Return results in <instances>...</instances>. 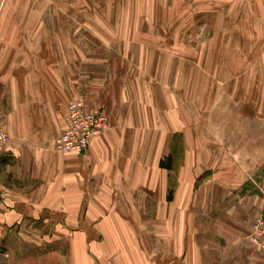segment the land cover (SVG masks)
Segmentation results:
<instances>
[{"label":"crops","instance_id":"obj_1","mask_svg":"<svg viewBox=\"0 0 264 264\" xmlns=\"http://www.w3.org/2000/svg\"><path fill=\"white\" fill-rule=\"evenodd\" d=\"M177 5L188 25L211 16L208 50L171 49L165 38L159 49L154 17L133 21L149 25L146 33H123L121 23L88 16L74 34L73 21L16 18L15 4H0L8 11L0 16V121L9 136L0 152V245L19 264H264V250L247 238L264 205V64L239 61L264 63V0ZM75 41L105 51L83 54ZM187 56L196 67L171 62ZM206 57L224 59L209 70L226 74V93L210 85L209 139L181 114L185 90L202 89ZM75 97L109 121L82 155L53 146Z\"/></svg>","mask_w":264,"mask_h":264},{"label":"rangeland","instance_id":"obj_2","mask_svg":"<svg viewBox=\"0 0 264 264\" xmlns=\"http://www.w3.org/2000/svg\"><path fill=\"white\" fill-rule=\"evenodd\" d=\"M4 1L7 3H12V5L15 4V8L10 10V13H12L11 15L16 18L41 17L44 20L61 18L64 20H70L71 22L73 21L74 34H81L83 32L81 23L88 16L90 18L101 16L107 21L108 24L121 23L122 26L120 29H122L123 33H133V31L146 33L147 30H150L151 28L149 25H146L145 22H139L138 25L135 26V22L133 21L137 19L139 21H144L146 18L154 17L155 23L152 26V33L155 35V39H157V41H155V45H157L159 49H161L163 38H165L164 43L169 41L171 44V49L172 47L173 49H176L179 45L181 47L182 44H185L186 49L192 50L194 45H201L203 50H208V41L211 37L210 31L215 29V26L209 25L208 19L211 16L206 12L201 14L202 21L206 23L196 26L193 24L188 25L186 23V21H188L186 18L188 14L185 16L183 11L180 12L178 9L179 6L177 3L179 0H0V4ZM167 1L176 3L172 5L171 10L161 8L163 2ZM149 3H153V9L146 8V5ZM89 5H91V9L88 10ZM183 7L184 5L180 6L179 8ZM7 12L8 11L0 10V16H2V13L5 16V13ZM163 19H169V21H162ZM100 44L82 41L74 42L75 50L80 52L83 51V54L89 52V55L93 54L94 52L97 53L95 55H98L100 52L103 53L105 50L100 48ZM171 59V62L175 66L178 65V61L180 62L179 65L183 64L187 69L197 66L194 65L193 59L188 56L185 58L173 57ZM159 60L160 59L158 58V61ZM223 60L224 59L222 58H203L201 61L202 65L200 64V67H202V89L199 88L196 90H185L186 97L185 100L182 101L184 104V112L181 114L184 115L187 126H189L194 133H200V136L207 137V139H209V98L210 95L212 94L213 96L216 91H214V89L211 91V83H216L213 85H218L219 92H222L223 94L226 93V89L223 87L225 85L222 86L220 84L226 80V74L220 72L211 73L209 69L213 70V67H215L216 64L217 66L221 67ZM239 61H245L246 64H251L252 67H257L264 64L259 58L240 59ZM173 76L177 77L176 74H173ZM185 76L191 77L193 75H187L186 73ZM253 76L255 77V75ZM249 77L251 78L250 73L243 76L241 75L239 79L240 81H249ZM234 92L241 93L243 90H235ZM10 252L5 248H2L0 245V264H19L18 260L20 256H17L16 254L12 255V252ZM32 252L33 251L31 250V253ZM29 264H33V262Z\"/></svg>","mask_w":264,"mask_h":264},{"label":"built area","instance_id":"obj_3","mask_svg":"<svg viewBox=\"0 0 264 264\" xmlns=\"http://www.w3.org/2000/svg\"><path fill=\"white\" fill-rule=\"evenodd\" d=\"M63 120L64 125L54 138L53 146L57 151L76 155L84 154L92 141L109 127L106 113L83 97L68 101ZM8 141L9 136L0 121V152L5 149ZM247 238L264 250V205L254 218Z\"/></svg>","mask_w":264,"mask_h":264}]
</instances>
